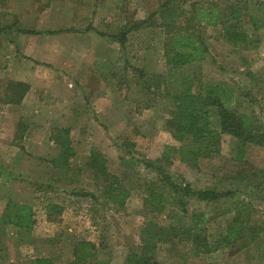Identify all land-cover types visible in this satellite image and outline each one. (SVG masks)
Instances as JSON below:
<instances>
[{"label": "rangeland", "instance_id": "1", "mask_svg": "<svg viewBox=\"0 0 264 264\" xmlns=\"http://www.w3.org/2000/svg\"><path fill=\"white\" fill-rule=\"evenodd\" d=\"M213 5L216 25L197 23ZM234 26L245 36L236 44ZM189 37L207 46L203 62L166 66L165 53ZM209 82L225 85L226 108L258 129L241 153L255 173L252 187L238 176L229 136L218 154L186 164L167 129L172 97ZM30 86L24 107L7 108ZM209 114L219 131L215 109ZM63 129L74 156L56 167ZM92 150L105 175L88 167ZM158 167L180 184L235 195L177 203L163 190L169 207L143 208L150 185H160ZM114 184L129 193L123 207L107 197ZM47 204L64 208L57 222L47 220ZM18 205L31 207L35 225L0 223V264H264V0H0V222ZM237 212L241 240L204 253ZM78 241L97 251L85 263L73 257Z\"/></svg>", "mask_w": 264, "mask_h": 264}, {"label": "trees", "instance_id": "2", "mask_svg": "<svg viewBox=\"0 0 264 264\" xmlns=\"http://www.w3.org/2000/svg\"><path fill=\"white\" fill-rule=\"evenodd\" d=\"M169 1L173 2L174 0ZM203 14L205 13L201 11L196 15L198 18L197 23L202 21L206 25H216L217 19L220 16L217 5H213L209 8V12L205 14L206 18L204 19H202ZM238 19L239 15H236L230 20H236L235 22H238ZM232 32L231 39L234 44L245 40V36L242 35L243 33H238L235 26L234 30L232 28ZM25 33L29 35L42 34L34 31ZM57 33L60 32L47 31L43 34L55 35ZM108 38L116 37L108 36ZM116 39L123 45V37H121V39ZM178 40L180 41L179 37ZM182 43V47H180L181 50L172 51V55H169V52L165 53L166 66L169 65L171 68H178L191 62L202 61L206 58L208 48L199 37H196V40L191 37L183 39ZM134 72L138 74L139 78L145 77L142 71L134 69ZM231 96L232 93L225 85L207 84L203 86L199 84L196 92H191L190 88L182 89L178 94L172 97L173 109L168 115L169 118L166 120V126L174 135L175 139L182 144L178 152L181 157L184 154L185 158L182 159L186 164L191 162L195 163L198 159H207L212 154H218L220 152L219 146L222 142V136H229V138L235 141V152L237 154L232 160L239 162V165L242 164L238 176L241 182H245L247 186L252 187L254 185L252 181L255 179V173L251 169L246 168V163H243V156L241 153L249 148L253 141H255V135H253L252 132H256L258 129H254L249 124V121H245L241 116L237 115L236 112L226 108L225 102L230 101L229 97ZM11 103L18 104L16 101L10 102V104ZM210 108L216 111L219 131L211 128ZM68 137L69 130L63 129L61 135L57 138V144L61 150L58 157L52 161L56 167L65 166L68 160L74 156V150L70 147ZM184 148L186 150H184ZM162 160L168 163L166 154ZM104 164V158H101L96 151L92 150L88 167L105 175L106 168ZM147 167L152 168V165L148 164ZM156 173L160 178L158 183L160 185L157 187L160 193L157 194L158 189L150 185L149 196L147 199H144V206L169 207V205H166L163 201L165 196L163 190H168L173 195L171 200H175L177 203H179L180 196L186 200L192 199L202 204H217L219 201L232 198L235 195L233 191L227 190L220 192L216 189H194L190 183L184 181L180 184L171 174L165 172L162 167H158ZM114 186L115 184L109 186L107 197L118 207H123L129 193L128 191L117 192ZM176 196H178V199H175ZM46 211L47 220L49 222H57V217H60L64 208L58 205L47 204ZM181 212H185L184 209ZM12 215L11 217H2L0 223L11 224L19 230H29L35 225L33 211L31 207L27 205L15 206L14 214ZM243 226L239 212L235 213L227 224L225 233L214 241L213 244H204V253H215L217 250L229 247L231 243L239 242L241 240ZM252 232L254 231L252 230ZM95 252L97 251L93 243L91 244L89 241H78L73 248V257L76 263H85L96 255ZM195 254L199 255V252L196 251Z\"/></svg>", "mask_w": 264, "mask_h": 264}, {"label": "crops", "instance_id": "3", "mask_svg": "<svg viewBox=\"0 0 264 264\" xmlns=\"http://www.w3.org/2000/svg\"><path fill=\"white\" fill-rule=\"evenodd\" d=\"M37 11V10H36ZM6 12V14H8L9 13V11H5ZM8 12V13H7ZM38 12H40L39 10L37 11V13ZM38 37H35V36H30V41H36V40H39V39H37ZM203 62V61H202ZM208 84H211V85H215V84H217V83H212V82H209ZM31 91H33V87L32 86H30L29 87V89H28V92L25 94V96H24V98H22V100L20 101V104H7V108H12V109H10V110H16V107H19V106H22V107H24L25 106V104H27V101H28V99H29V96L31 95L30 93H31ZM143 208H146L147 206H142Z\"/></svg>", "mask_w": 264, "mask_h": 264}]
</instances>
